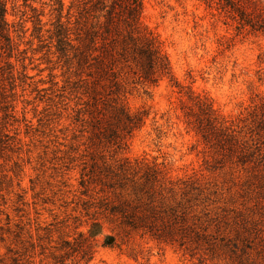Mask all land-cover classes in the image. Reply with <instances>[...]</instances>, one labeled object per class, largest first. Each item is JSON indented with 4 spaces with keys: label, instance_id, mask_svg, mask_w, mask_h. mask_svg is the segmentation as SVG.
Listing matches in <instances>:
<instances>
[{
    "label": "rangeland",
    "instance_id": "374dc122",
    "mask_svg": "<svg viewBox=\"0 0 264 264\" xmlns=\"http://www.w3.org/2000/svg\"><path fill=\"white\" fill-rule=\"evenodd\" d=\"M71 2L62 0L60 10L58 0H6L16 50L13 75L0 81V264H55L51 253L79 232L93 243L84 264H264V142L241 161L210 147L184 115L190 89L224 116L241 119L245 133L264 101V36L238 29L204 0H142L140 21L161 41L184 88L167 78L148 88L127 84L126 106L148 114L116 150L92 144L90 122H83L92 100L79 81L90 86L92 78L76 71L74 51L58 42L60 22L77 43L81 11L69 9ZM112 155L156 159L174 177L196 178L205 187L213 239L186 248L132 235L103 245L112 232L85 214L80 180L93 158L101 164Z\"/></svg>",
    "mask_w": 264,
    "mask_h": 264
},
{
    "label": "trees",
    "instance_id": "16d2710c",
    "mask_svg": "<svg viewBox=\"0 0 264 264\" xmlns=\"http://www.w3.org/2000/svg\"><path fill=\"white\" fill-rule=\"evenodd\" d=\"M236 23L264 36V0H204ZM75 2V3H74ZM69 5L79 7V25L71 44L68 28L59 22L58 42L74 51L76 71L92 78H79L92 100L88 105L92 144L124 149L127 138L141 128L147 109L134 111L126 106V85L152 87L167 78L183 90L171 69L157 35L142 25V0H74ZM60 10L62 0H58ZM6 0H0V81L13 75L10 61L16 44L15 29L6 18ZM19 25V24H18ZM21 28V27H20ZM17 30V29H16ZM96 52V53H95ZM78 73V72H77ZM190 104L185 106L186 123L210 147L225 149L239 160L259 150L264 142V101L255 105L245 133L238 130L241 119L219 113L203 96L185 91ZM102 104V108H99ZM115 150V151H116ZM246 158V159H245ZM81 185L86 199V215L101 220L110 227L103 245L127 243L132 235L148 237L158 243L194 248L213 239L209 233L207 208L202 204L205 187L196 178L174 177L163 162L145 157H102L101 164L93 158L81 173ZM57 252L51 253L55 264L88 262L93 243L82 232L70 242L61 241Z\"/></svg>",
    "mask_w": 264,
    "mask_h": 264
}]
</instances>
